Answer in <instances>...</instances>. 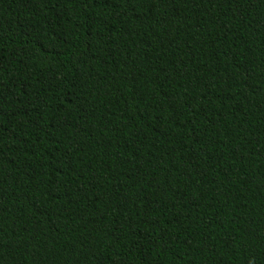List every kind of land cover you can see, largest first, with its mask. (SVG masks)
I'll return each instance as SVG.
<instances>
[{
    "label": "trees",
    "instance_id": "trees-1",
    "mask_svg": "<svg viewBox=\"0 0 264 264\" xmlns=\"http://www.w3.org/2000/svg\"><path fill=\"white\" fill-rule=\"evenodd\" d=\"M0 264H264V0H0Z\"/></svg>",
    "mask_w": 264,
    "mask_h": 264
}]
</instances>
